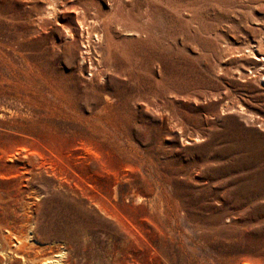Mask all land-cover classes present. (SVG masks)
I'll list each match as a JSON object with an SVG mask.
<instances>
[{"label":"rangeland","instance_id":"374dc122","mask_svg":"<svg viewBox=\"0 0 264 264\" xmlns=\"http://www.w3.org/2000/svg\"><path fill=\"white\" fill-rule=\"evenodd\" d=\"M0 264H264V0H0Z\"/></svg>","mask_w":264,"mask_h":264},{"label":"bare ground","instance_id":"6f19581e","mask_svg":"<svg viewBox=\"0 0 264 264\" xmlns=\"http://www.w3.org/2000/svg\"><path fill=\"white\" fill-rule=\"evenodd\" d=\"M50 4H48V6H49ZM48 6H47V8H48ZM49 10L51 9V7H49L48 8ZM49 10H48V12H49ZM258 61H262L263 59H258V58H256ZM58 256V255H57ZM45 263H52V261L50 260V259H46L45 260Z\"/></svg>","mask_w":264,"mask_h":264}]
</instances>
